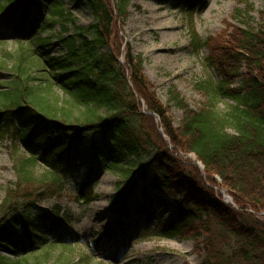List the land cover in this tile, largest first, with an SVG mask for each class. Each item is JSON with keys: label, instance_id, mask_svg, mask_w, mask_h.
<instances>
[{"label": "trees", "instance_id": "16d2710c", "mask_svg": "<svg viewBox=\"0 0 264 264\" xmlns=\"http://www.w3.org/2000/svg\"><path fill=\"white\" fill-rule=\"evenodd\" d=\"M4 1L1 22L21 37L9 79L0 82V134L11 140L16 173L14 189L7 187L0 202V264H18L31 253L40 255L35 264H45L55 247L70 248L69 242L51 241L69 222L61 207L46 211L41 202L50 195L62 198V154L81 146L94 151L106 170L119 169L125 184L138 173L148 188L142 187L143 197L149 204L155 197L158 210L169 204L161 194L172 200L173 214L159 220V235L191 240L200 255L196 264H264V11L254 26L245 20L251 3L239 0L244 8L231 18L243 25L224 21L215 36L194 35L195 47L208 50L205 68L214 69L218 79L207 74L194 84L204 98L196 107L174 86L169 89L168 102L181 111L174 125L171 107L159 101L141 73L143 58L132 55L120 36L130 0H84L93 21L88 26L76 25L60 3H47V17H41V0ZM195 3L188 0L186 8ZM33 9L37 17L23 26ZM54 15L69 22L52 34L64 48L59 55L44 46L50 35L37 34L52 27ZM18 145L25 156H16ZM143 145L153 149L141 162ZM187 154L201 170L183 159ZM129 157L137 161L126 162ZM38 162L48 171L37 175ZM75 198L89 202L92 195L83 186ZM70 252L56 260L69 264Z\"/></svg>", "mask_w": 264, "mask_h": 264}, {"label": "rangeland", "instance_id": "374dc122", "mask_svg": "<svg viewBox=\"0 0 264 264\" xmlns=\"http://www.w3.org/2000/svg\"><path fill=\"white\" fill-rule=\"evenodd\" d=\"M41 17H47V3H60L63 11L71 14V19L79 26L93 23L84 0H41ZM251 8L248 22L256 25L260 21L259 12L264 11V0H249ZM0 4L5 5L4 0ZM128 16L120 27L124 46L128 44L132 55L143 58L141 73L151 85L159 101L171 107L168 91L174 86L176 91L187 100L189 106L196 107L203 96L194 88V84L210 74L214 80L218 74L214 69L204 66L208 50L204 45L195 47L194 35L202 40L215 36L225 26L224 21L241 26L231 15L235 9H243L239 0H196L190 7L188 0H130ZM27 11V10H26ZM30 17L23 23L29 26L38 13L36 9L27 11ZM5 14L0 13V82L9 79V67L12 55L18 51L16 38L21 37L2 23ZM56 20L52 27L37 32L39 37L50 35V41L44 46L53 55L62 54L61 42L52 34L59 32L63 25H69L66 19ZM48 22H45L46 26ZM164 26L166 29H164ZM38 27V26H37ZM37 27L34 29L37 31ZM70 30L64 35L69 34ZM123 46V48H125ZM101 51H106L102 47ZM123 49L120 61L124 62ZM61 96L63 94L55 89ZM174 125L180 120L181 111L171 107ZM155 118V117H154ZM157 122V118H155ZM0 123L1 117H0ZM159 131V130H158ZM160 133V132H159ZM17 157L24 151L18 145ZM12 143L8 136L0 134V202L7 187L14 189L16 173L12 161ZM85 147H70L62 154L64 168L59 171L63 177V196H47L41 202L44 210L58 204L68 224H61L52 243L69 242L70 248L57 246L45 264H66L58 261L59 255L68 253L69 264H196L200 255L194 250L193 242L186 238H165L159 235L158 222L169 219L174 207L171 199L162 210L157 208V200L151 198L150 204L142 195V187L147 188L138 175L134 174L125 184L121 171L106 170L96 158L95 152ZM104 149V147L102 148ZM152 147L143 145L139 149V160L145 161L152 153ZM51 152V149H48ZM104 153V151H103ZM25 156V155H24ZM183 159L193 162V155H183ZM137 161L129 157L127 161ZM132 167H136L131 164ZM37 175L48 171L39 163L34 166ZM136 184L133 188L132 185ZM90 190L92 200L86 202L75 198L82 187ZM148 189V188H147ZM227 194L224 189H218ZM154 191L148 190V193ZM157 194V193H156ZM118 195V199L114 198ZM171 203V204H170ZM149 204V205H148ZM145 206V210L139 207ZM156 209L150 216L148 209ZM4 255L11 257L7 253ZM39 253H31L19 260L18 264H35ZM64 262V263H62Z\"/></svg>", "mask_w": 264, "mask_h": 264}, {"label": "water", "instance_id": "95a60500", "mask_svg": "<svg viewBox=\"0 0 264 264\" xmlns=\"http://www.w3.org/2000/svg\"><path fill=\"white\" fill-rule=\"evenodd\" d=\"M141 101V100H140ZM141 103L143 104V102L141 101ZM146 114H149V115H154L153 113H151V112H145ZM159 131H160V133L163 135V133H162V130L161 129H159ZM164 136V135H163ZM198 165V167H201V165L198 163L197 164ZM226 198H227V202H229V203H231V198L229 197V196H225Z\"/></svg>", "mask_w": 264, "mask_h": 264}, {"label": "bare ground", "instance_id": "6f19581e", "mask_svg": "<svg viewBox=\"0 0 264 264\" xmlns=\"http://www.w3.org/2000/svg\"><path fill=\"white\" fill-rule=\"evenodd\" d=\"M164 29H166V27L164 26Z\"/></svg>", "mask_w": 264, "mask_h": 264}]
</instances>
